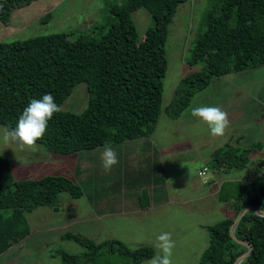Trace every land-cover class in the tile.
<instances>
[{
  "label": "trees",
  "instance_id": "trees-1",
  "mask_svg": "<svg viewBox=\"0 0 264 264\" xmlns=\"http://www.w3.org/2000/svg\"><path fill=\"white\" fill-rule=\"evenodd\" d=\"M33 1L0 0V20L9 22L16 7ZM185 1L126 0L111 6L115 19L106 29L95 26L89 33L77 29L0 41V125L14 128L30 100L41 99L45 93H51L62 108L75 87L85 81L90 92L86 109L55 113L37 144L49 152L69 155L153 135L164 109L169 27L179 3ZM141 7L154 18L143 36L132 16ZM189 63L204 65L181 79L165 107L172 117L180 116L214 76L264 64V0H215ZM214 158L215 171L252 164L251 157L238 156L227 146L214 153ZM255 164L256 171L264 170V160ZM257 177L253 182L244 181V188L237 192L235 181L221 185L219 199L231 203L235 215L210 225V245L200 264H235L249 250L232 238L230 229L245 206L264 210V172ZM63 191L74 197L84 194L80 183L67 174L16 179L10 158L0 154V254L30 234L27 213L40 206L59 210ZM235 231L239 239L253 246L251 255L240 264H264V216L247 212ZM63 237L84 247L80 254L63 251L66 264H112L114 257H108L112 253L132 256V264H141L155 254L151 247L133 249L120 239L96 242L71 231Z\"/></svg>",
  "mask_w": 264,
  "mask_h": 264
},
{
  "label": "rangeland",
  "instance_id": "rangeland-1",
  "mask_svg": "<svg viewBox=\"0 0 264 264\" xmlns=\"http://www.w3.org/2000/svg\"><path fill=\"white\" fill-rule=\"evenodd\" d=\"M125 1L34 0L16 7L9 22L0 20V41L77 29L89 33L95 26H106V29L115 19L111 6ZM214 1L179 3L169 27L164 109L157 129L151 137L106 144L113 148L118 159L110 170L102 164L104 146L62 155L49 152L37 143L21 150L16 144L5 145L0 140V154L10 158L16 179L67 174L84 191L80 197L72 196L69 191L61 192L59 210L40 206L27 213L30 234L0 254V264H66L63 251L72 254L84 251L78 241L63 237L67 231L84 234L96 242L120 239L133 249L140 246L155 249L156 236L170 232L175 241L173 264H200L201 256L210 245V225L235 215L234 208L228 206L231 203L219 201L220 184L227 179L235 181L239 184L234 188L237 192L244 188V180L253 182L264 172L256 171V164L252 165L264 160V64L214 76L210 85L194 95L180 116H170L165 108L181 79L203 68L204 63L193 65L189 58L206 28L207 14ZM132 16L140 36L154 24L153 15L145 7L135 10ZM89 100L88 84L83 81L65 100L62 109L81 113ZM199 106H218L228 113L230 126L224 136H211L207 124L191 115L190 109ZM224 146L238 156L247 155L253 160L243 169L234 168L220 174L222 181L218 184L213 168L214 153ZM148 156L159 162L151 168L156 177L165 179L167 175L175 179L173 193L168 192L163 182L157 185L161 199H152L158 207L153 211H144L141 207L148 203L143 204L142 200L154 184L142 176L152 165L151 159L146 160ZM205 166L208 167L205 176L213 178V184H205L204 175L193 183L187 172L200 173ZM195 196V202L182 203L183 199ZM102 256L106 257L104 253ZM108 257H114L112 264L133 261L132 256L120 253Z\"/></svg>",
  "mask_w": 264,
  "mask_h": 264
},
{
  "label": "clouds",
  "instance_id": "clouds-1",
  "mask_svg": "<svg viewBox=\"0 0 264 264\" xmlns=\"http://www.w3.org/2000/svg\"><path fill=\"white\" fill-rule=\"evenodd\" d=\"M61 110V106L56 103L51 93H45L41 99H31L19 115L14 128L10 126L0 128V140L5 145L16 144L21 150L31 147L44 137L48 122ZM190 112L193 117L207 124L210 135L213 137L224 136L230 126L228 113L218 106L192 107ZM101 160L106 170H110L118 163L117 154L109 145L104 146ZM154 247L158 251L145 264H173L175 241L170 232L158 234Z\"/></svg>",
  "mask_w": 264,
  "mask_h": 264
},
{
  "label": "crops",
  "instance_id": "crops-1",
  "mask_svg": "<svg viewBox=\"0 0 264 264\" xmlns=\"http://www.w3.org/2000/svg\"><path fill=\"white\" fill-rule=\"evenodd\" d=\"M151 136H153V135H151ZM151 136H149V137H151ZM142 149H144V148H142ZM147 159H151L152 165L149 166V169L147 171H144L143 172V174H142V176L144 177L143 180L152 181L154 184H153V187L150 189V193L146 196L145 199L142 200L144 202L143 204H145L147 201H148V203L145 204V205H143V206H141V207H143L144 211H150V210L153 211V210H156L158 207L153 204L152 199H158V198L161 199V197L157 194V185L160 184L161 182H163L164 185L167 187L168 192L171 191V193H173V187H174L175 179L174 178H169L167 175H166V178L165 179L160 178V177H156L157 175L154 174L153 172H151V168H152V166L156 165L159 162H157L153 156H148L146 158V160ZM206 167L207 166H205L204 169H203V171H201L200 173H194V174H192L190 171L187 172V174L189 176H191V180L193 181V183H197V182H195L196 181V178L201 179V176L202 175H204V176L207 175V172H208L207 169H208V167L207 168ZM160 169L162 170L161 167H160ZM226 172L227 171H216L215 175H216V177L218 179V184L222 181V178L220 177V174H225ZM176 180L179 181V179H176ZM227 180H224V181H227ZM230 180H232V179H230ZM244 181H246V180H244ZM213 182H214V179L213 178H210V177L209 178H206V176H205V179H204V183L205 184H210L211 185V184H213ZM222 184H220L219 188L217 189L218 198H219V190L221 189V185ZM177 187H179V186H177ZM196 200H197V196H195V197H188V198L183 199L182 200V203L188 204L189 202H195ZM142 201H141V205H142ZM219 201H220V199H219ZM228 206L230 208H233L231 204L228 205Z\"/></svg>",
  "mask_w": 264,
  "mask_h": 264
},
{
  "label": "water",
  "instance_id": "water-1",
  "mask_svg": "<svg viewBox=\"0 0 264 264\" xmlns=\"http://www.w3.org/2000/svg\"><path fill=\"white\" fill-rule=\"evenodd\" d=\"M251 211H254V212H256V213H258V214L264 216V210L260 209V208L257 207V206H254V205H247V206H245V207L239 212V214L237 215V217H236V219H235V221H234V223L232 224V227H231V229H230L231 236H232V238H233L235 241H237V242H239V243H241V244H243V245L249 247V250H248L246 253H244L243 255H241V256L237 259V261H236L235 264H240L243 260H245L247 257H249V256L251 255V253H252V250H253V246H252L250 243H248V242H246V241H244V240H242V239H239V238L236 236V231H235L237 225L241 222V220H242V218L244 217V215H245L247 212H251Z\"/></svg>",
  "mask_w": 264,
  "mask_h": 264
},
{
  "label": "built area",
  "instance_id": "built-area-1",
  "mask_svg": "<svg viewBox=\"0 0 264 264\" xmlns=\"http://www.w3.org/2000/svg\"><path fill=\"white\" fill-rule=\"evenodd\" d=\"M263 167H264V165H263Z\"/></svg>",
  "mask_w": 264,
  "mask_h": 264
}]
</instances>
